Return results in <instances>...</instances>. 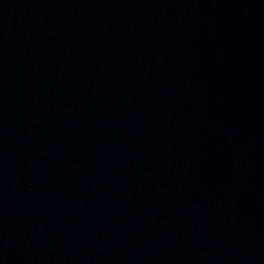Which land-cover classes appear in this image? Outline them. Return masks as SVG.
Returning <instances> with one entry per match:
<instances>
[{"label":"water","instance_id":"1","mask_svg":"<svg viewBox=\"0 0 264 264\" xmlns=\"http://www.w3.org/2000/svg\"><path fill=\"white\" fill-rule=\"evenodd\" d=\"M0 264H264V0H0Z\"/></svg>","mask_w":264,"mask_h":264}]
</instances>
